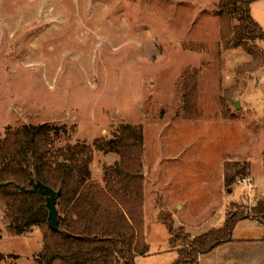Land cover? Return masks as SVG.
<instances>
[{
  "label": "rangeland",
  "instance_id": "obj_1",
  "mask_svg": "<svg viewBox=\"0 0 264 264\" xmlns=\"http://www.w3.org/2000/svg\"><path fill=\"white\" fill-rule=\"evenodd\" d=\"M218 2L0 0V137L8 128L47 123L63 128L60 143L91 145L114 138L123 124L143 127L150 249L135 264H171L178 256L161 209L195 236L220 228L232 202V211L251 212L263 196L244 182L249 175L230 185L224 176L226 161L233 173L264 150V123L231 102L245 92L263 111L264 40L225 49ZM251 14L264 29V0L252 1ZM249 49L258 53L256 61ZM191 74L195 119L184 117V81ZM93 157L91 179L104 185L119 156L95 150ZM10 223L0 198V263L37 264L44 229L17 235ZM249 229L235 226L232 235Z\"/></svg>",
  "mask_w": 264,
  "mask_h": 264
},
{
  "label": "trees",
  "instance_id": "obj_2",
  "mask_svg": "<svg viewBox=\"0 0 264 264\" xmlns=\"http://www.w3.org/2000/svg\"><path fill=\"white\" fill-rule=\"evenodd\" d=\"M253 0H219L220 39L225 49L246 47L248 40H264V29L251 14ZM257 60L258 53L249 49ZM196 76L184 81V117L198 118ZM234 118V115L229 116ZM63 128L39 123L8 128L0 137V198L11 220L10 230L22 234L33 226L43 231V250L37 264H135L136 255H146L149 244L144 235V134L141 125L123 124L114 138L98 137L93 143H60ZM116 153L101 185L92 181L90 163L94 151ZM225 162V184L238 176H248L247 165L230 172ZM31 180L60 191L57 200L58 228L48 225L46 197L30 188ZM220 228L192 236L175 227L169 212L161 209L159 218L169 232V244L177 258L171 264H199V257L233 240L236 224L251 218L264 225V196L251 212L231 210ZM5 255L0 252V262ZM1 264V263H0Z\"/></svg>",
  "mask_w": 264,
  "mask_h": 264
},
{
  "label": "crops",
  "instance_id": "obj_3",
  "mask_svg": "<svg viewBox=\"0 0 264 264\" xmlns=\"http://www.w3.org/2000/svg\"><path fill=\"white\" fill-rule=\"evenodd\" d=\"M243 95H245V92L242 94L240 102L245 105V112L251 110L253 116L258 115L259 121L261 120L264 123V109L262 111L256 106L250 105L246 95ZM234 120L237 119L228 121L232 122ZM248 169L253 186L264 196V150L262 154H258L255 160H248ZM222 223H224V220H222ZM245 223L248 225H243ZM244 226L250 228L247 234L234 235L233 233L232 241L223 243L212 251L200 255L199 264H264V225L251 218L240 220L236 224V228Z\"/></svg>",
  "mask_w": 264,
  "mask_h": 264
},
{
  "label": "water",
  "instance_id": "obj_4",
  "mask_svg": "<svg viewBox=\"0 0 264 264\" xmlns=\"http://www.w3.org/2000/svg\"><path fill=\"white\" fill-rule=\"evenodd\" d=\"M232 104L236 108H240L241 104L239 100H231ZM31 187H21L22 190H27L31 192H36L46 197V207L49 211L48 213V225L51 229L56 230L58 228V209L57 200L60 196V191H56L50 186L43 184L40 181L31 180Z\"/></svg>",
  "mask_w": 264,
  "mask_h": 264
},
{
  "label": "built area",
  "instance_id": "obj_5",
  "mask_svg": "<svg viewBox=\"0 0 264 264\" xmlns=\"http://www.w3.org/2000/svg\"><path fill=\"white\" fill-rule=\"evenodd\" d=\"M244 182H248L250 185H252V180H251V178H244Z\"/></svg>",
  "mask_w": 264,
  "mask_h": 264
}]
</instances>
